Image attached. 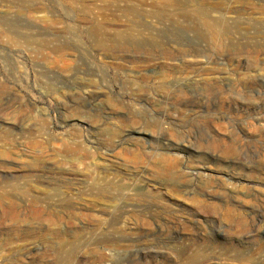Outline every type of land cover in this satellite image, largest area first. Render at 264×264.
<instances>
[{
    "label": "rangeland",
    "instance_id": "1",
    "mask_svg": "<svg viewBox=\"0 0 264 264\" xmlns=\"http://www.w3.org/2000/svg\"><path fill=\"white\" fill-rule=\"evenodd\" d=\"M183 1L0 0V264H264V0Z\"/></svg>",
    "mask_w": 264,
    "mask_h": 264
},
{
    "label": "bare ground",
    "instance_id": "2",
    "mask_svg": "<svg viewBox=\"0 0 264 264\" xmlns=\"http://www.w3.org/2000/svg\"><path fill=\"white\" fill-rule=\"evenodd\" d=\"M175 4L176 6L179 7L180 14L182 16H185L189 18L190 20L196 21L195 23H192L191 25L192 28H197L199 25L204 27L205 29L209 30V34L212 38L214 39L215 42L219 41L222 37L226 35V31L221 29L218 25L217 22H215L211 16L209 10L206 9V7L198 6V5H187L184 3L183 0H173L172 4ZM171 4V3H170ZM193 21V22H194ZM190 27V28H191ZM202 29V28H200ZM9 30V29H8ZM208 33V32H207ZM14 34V33H13ZM14 37V36H13ZM16 39V38H15ZM172 61V59H170ZM211 79V78H210ZM262 119V118H261ZM147 125V124H146ZM145 125V126H146ZM150 125V124H149ZM144 126V127H145ZM137 128V127H136ZM135 128V129H136ZM143 128V127H142ZM221 128V127H220ZM136 131V130H135ZM218 131V130H217ZM136 135V134H135ZM143 139V138H142ZM133 141V140H132ZM137 142V141H136ZM135 142V143H136ZM138 147V146H136ZM262 154V153H261ZM264 157V155L262 156ZM264 160V159H263ZM259 170V169H258ZM203 186V185H202ZM202 188V187H201ZM221 189V188H220ZM232 192V191H231ZM238 192V191H237ZM242 193V192H241ZM212 194V193H211ZM210 194V195H211ZM232 195V194H231ZM238 195V194H237ZM209 196V195H208ZM217 199V198H216ZM226 205V204H225ZM200 208V207H199ZM193 209V208H192ZM196 209V208H195ZM198 209V208H197ZM196 209V210H197ZM209 209V208H208ZM222 209V208H221ZM258 215V214H257ZM200 220V219H199ZM189 221V220H188ZM200 222V221H199ZM197 225V223H195ZM202 257V256H201Z\"/></svg>",
    "mask_w": 264,
    "mask_h": 264
}]
</instances>
